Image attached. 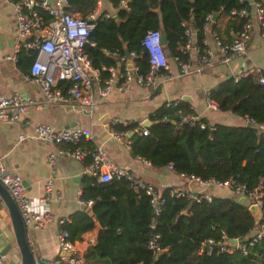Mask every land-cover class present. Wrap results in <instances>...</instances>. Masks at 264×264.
Returning <instances> with one entry per match:
<instances>
[{
	"label": "trees",
	"instance_id": "obj_1",
	"mask_svg": "<svg viewBox=\"0 0 264 264\" xmlns=\"http://www.w3.org/2000/svg\"><path fill=\"white\" fill-rule=\"evenodd\" d=\"M120 0H111L114 6ZM126 10L118 9L117 19H99L89 34L83 49L93 68L118 66L116 55L134 52L133 63L144 74L148 67L140 39L148 30H162L168 51L185 41L184 28L195 32L196 44L203 37L201 26L207 14L227 18V24L239 27L242 19L231 15L239 8H248L239 0H124ZM93 0H67L64 10L82 15L92 9ZM49 17L46 12L36 9ZM34 53L23 48L17 60ZM116 54V55H115ZM185 56H180L184 59ZM104 74L102 73V76ZM216 103L218 111L229 112L253 121L250 125H210L204 128L179 123L180 116L191 109L183 101L157 107L149 114L151 124L145 136L133 133L129 137L132 156L147 161L153 167L171 164L172 170L201 181H225L232 178L249 190L263 179L262 218L264 219V84L257 74L233 81L231 77L219 82L206 93ZM134 124L111 126L114 130H130ZM78 146L89 148L90 141L81 138ZM87 159V158H85ZM88 161V159H87ZM86 161V163H87ZM169 188L161 194L163 204L156 219L158 243L166 251L158 257L147 249L151 209L141 190H135L124 179L98 182L85 175L80 199H91L89 210L72 212L60 228L71 241L99 225L95 243L81 255L83 264H264V236L245 253L236 249L231 253L197 254L206 239L220 241L237 238L246 243L256 226L247 210L235 195L211 196L209 202L196 203L184 196H169Z\"/></svg>",
	"mask_w": 264,
	"mask_h": 264
},
{
	"label": "built area",
	"instance_id": "obj_2",
	"mask_svg": "<svg viewBox=\"0 0 264 264\" xmlns=\"http://www.w3.org/2000/svg\"><path fill=\"white\" fill-rule=\"evenodd\" d=\"M66 1L53 0V4H49L46 0L33 3L21 0L12 3L14 13L13 39L15 41L13 60L16 61V55L22 48L34 53L26 77L30 83L38 86L43 96V103L76 105L90 113L94 105L92 80L100 84L97 94L99 97L104 98L113 89L125 93L132 85L146 88L152 86L156 80L166 81L171 78L168 58L161 40L160 46L165 54L167 67L161 66L155 70L150 62V51L144 43L149 33H156L159 30H148L140 39V46L145 52L148 67L144 74L138 72V67L132 61L135 57L134 52L125 55L115 54L118 58V66L109 65L93 68L83 47L89 43V34L94 29L96 21L99 19L106 20L111 16L108 14L100 15L95 9L85 15L71 14L64 10ZM239 2H246L248 8L242 7L231 12V15L242 19V23L234 31L229 41L222 40L216 29L211 27L213 23L212 14H207L204 17L201 26L203 37L200 40V45L196 44L195 32L191 28H184V43L178 45L172 51V58L177 66L178 76H184L210 66L215 53L219 55L222 63H228L235 57L244 54L253 21L257 23L259 35L264 39V0H239ZM118 4L122 7L121 9H127L124 0H120ZM33 7L44 10L49 18L44 20L42 15ZM190 51H193L195 55L196 67L191 65L188 55ZM180 56L185 57L181 59ZM2 58L7 59L9 57L3 56ZM250 74H257L259 83L264 84V74L260 73L259 69L243 70L231 78L233 81H237ZM176 103L177 101H165L163 104L169 106ZM33 105H36V103L31 98L17 93L0 96V121L17 122L19 115L27 107ZM205 107L218 111L216 103L208 99L207 96ZM202 119L204 118L197 110L191 109L189 113L180 116L179 123L190 127L204 128L205 124ZM244 119L246 122L253 123L251 119ZM25 123L30 124L28 120ZM115 124L121 123L117 119L112 121L109 128V137L116 142H123L127 147L130 144L129 132L142 136L148 134L147 128L140 122L122 123L124 127L134 124L130 130H114L111 126ZM31 130V134H20L18 140L34 139L55 146V150L46 155V162L49 166H54L56 159L59 157H70L76 160L87 158L88 161L85 164L84 171L98 182L124 179L135 190H141L146 196L151 209L147 249L154 256L166 251V248L160 247L158 243L159 234L155 232L156 219L164 199L152 184L137 179L127 169L113 164L99 145H92L89 148L78 146L77 143L81 138L90 139V134L81 128H57L49 124L34 123L31 124ZM137 158L148 164L147 161ZM167 167L172 170L171 164H168ZM184 177L189 181L194 180L198 184L207 187L225 188L237 198L243 197L247 205L254 204L262 210V178L258 179L253 188L247 190L244 185L237 184L232 178L225 181L213 179L201 181L195 177ZM0 184L13 200L24 229L40 228L44 222L53 218L48 209V201L52 195L60 198V192L52 189L51 178L46 179L44 194L41 197L29 199L25 194L20 176L8 170L0 159ZM168 194L175 197L184 196L196 203L209 202L211 199L210 194L187 187L183 189L169 188ZM78 204L82 209H86L91 206L92 200L80 199L78 196ZM63 222V218L57 219L55 233L58 250L62 256H58L46 262V264H83L81 256L76 252L74 242L69 239L68 233L60 228ZM263 236L264 219L261 218L257 224V229L246 243L239 245L237 238H233L235 244L224 238L220 241L206 239L200 243L197 254L231 253L236 249H240L245 253L246 246H252ZM63 254L69 256L65 257Z\"/></svg>",
	"mask_w": 264,
	"mask_h": 264
},
{
	"label": "crops",
	"instance_id": "obj_3",
	"mask_svg": "<svg viewBox=\"0 0 264 264\" xmlns=\"http://www.w3.org/2000/svg\"><path fill=\"white\" fill-rule=\"evenodd\" d=\"M15 1L21 0H0V96L17 93L31 98L36 105L27 107L19 115L17 122L0 121V159L8 170L20 176L25 194L29 199L38 198L44 194V183L47 178L52 180V189L60 192V198L52 195L48 201V209L53 218L44 222L40 228H25L30 248L36 251V258L48 262L61 255L55 236L57 219H66L72 212L82 209L78 204V196L83 177L87 175L84 171L87 159L59 157L51 167L46 162V155L53 152L55 146L34 139L19 141L18 136L31 134V124L34 123L49 124L57 128L78 127L90 134V139L84 138V140L90 141L91 145H99L113 164L127 169L137 179L152 184L158 192L162 193L167 188H190L188 184L191 180L170 170L167 166L153 167L132 156L129 147L123 142H116L109 137L110 124L114 119L119 120L121 126L125 122L142 124L144 120H149V114L165 101H183L189 108L197 110L210 125H244L246 123L244 118L229 112L223 113L206 108V93L222 80L239 74L243 70L259 69L260 73L264 74V39L260 37L258 25L253 21L244 54L228 63H222L219 55L215 53L210 66L184 76H178L172 51H168L165 43L163 49L168 58L171 74L169 80H156L152 86L146 88L132 85L125 93L113 89L104 98L97 94L100 84L92 80L94 105L89 113L76 105L43 103V96L38 86L30 83L26 77L31 63L29 55L25 53V57L19 60L16 55V61L13 60L15 41L13 39L12 3ZM27 1L33 3L40 0ZM93 1L94 5L91 10L95 9L100 15L108 14L111 18L116 16L118 9L122 8L118 3L114 6L111 0ZM46 2L53 4L47 0ZM33 8L40 9L42 13L45 12L39 7ZM75 13L82 15L76 11L71 14ZM212 21L211 27L216 29L220 38L225 41H229L238 28H234L230 23L227 24V18L224 16H216ZM188 55L192 67H196L193 51H190ZM3 56L9 58L4 59ZM27 120L30 124L25 123ZM129 134L130 132L128 137H130ZM201 186L203 187L199 189ZM191 189L208 193L211 196L233 195L225 188H211L198 183ZM84 210L87 211L89 208ZM98 230L99 225L94 223L91 229L80 235L79 240L74 241V247L79 256L88 246L95 243ZM0 234L12 243L10 218L1 198ZM5 260L4 264H20L16 258L15 261L13 259L14 263Z\"/></svg>",
	"mask_w": 264,
	"mask_h": 264
},
{
	"label": "water",
	"instance_id": "obj_4",
	"mask_svg": "<svg viewBox=\"0 0 264 264\" xmlns=\"http://www.w3.org/2000/svg\"><path fill=\"white\" fill-rule=\"evenodd\" d=\"M47 1L53 3V0H47ZM216 16L217 14L213 13L212 20H214ZM113 19H117L116 16H114ZM159 32L161 33V42L162 44H165L166 43L165 34L162 30H159ZM124 53L127 54L126 51ZM142 124L144 127L148 128L151 123L149 120H144ZM250 124H251L250 122L245 123V125H250ZM131 135L132 133L129 134V136ZM188 186L190 188L197 186V182L191 180ZM0 198L7 209L10 218L11 230H12V243L9 242L7 238H5L2 234H0V264H4L5 259L8 262L9 261L13 262V259L15 261V258L18 259L20 264H46L44 260H39L36 258L35 250H31L28 237L26 235L18 210L13 200L10 198L9 194L1 184H0ZM238 200L242 203L245 201L243 197H238ZM247 210L253 219L254 225L256 226L262 218V211L259 208H257L254 204L247 205ZM31 239H33L32 236ZM228 241L231 242L232 244L236 243L234 239H229ZM158 255H156V257H158ZM60 256H62V254ZM63 256L68 257L69 255L63 254Z\"/></svg>",
	"mask_w": 264,
	"mask_h": 264
},
{
	"label": "clouds",
	"instance_id": "obj_5",
	"mask_svg": "<svg viewBox=\"0 0 264 264\" xmlns=\"http://www.w3.org/2000/svg\"><path fill=\"white\" fill-rule=\"evenodd\" d=\"M161 33H149L144 41L145 46L149 49L151 55V65L153 69H158L161 66L167 67L166 57L160 46Z\"/></svg>",
	"mask_w": 264,
	"mask_h": 264
},
{
	"label": "rangeland",
	"instance_id": "obj_6",
	"mask_svg": "<svg viewBox=\"0 0 264 264\" xmlns=\"http://www.w3.org/2000/svg\"><path fill=\"white\" fill-rule=\"evenodd\" d=\"M202 187H203V186L199 187V189L202 188Z\"/></svg>",
	"mask_w": 264,
	"mask_h": 264
}]
</instances>
